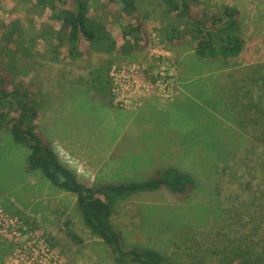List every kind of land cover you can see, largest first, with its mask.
Instances as JSON below:
<instances>
[{
  "label": "rangeland",
  "instance_id": "rangeland-1",
  "mask_svg": "<svg viewBox=\"0 0 264 264\" xmlns=\"http://www.w3.org/2000/svg\"><path fill=\"white\" fill-rule=\"evenodd\" d=\"M10 1L11 6H0V26L6 24L8 31L16 23L9 48L30 53L25 60L16 53L13 60L0 40V75L30 84L34 95L26 103L35 108L41 132L79 182L143 181L165 163L201 184L183 200L158 190L118 206L112 220L122 230L124 247L153 249L179 264H231L234 253L247 250V244L254 256L251 241L264 244L258 238L264 240V200L254 202L264 191V148L251 131L228 163L215 158V148H223L229 126L255 125L244 121V112H254L249 105L264 77V0H201L203 8L237 11L234 33L242 39L241 52L224 61L200 59L189 36L169 44L163 33L170 17L163 5L142 0L137 6L145 17L146 46L126 56L92 52L66 62L63 51L58 59L53 56L58 41L48 27L59 26L39 11L37 0ZM92 10L103 22L114 20L107 10ZM122 69L131 84L124 101L112 91L111 101L107 79L113 84V75ZM150 98L162 102L160 113L148 108ZM143 108L139 131L129 137L124 122ZM210 128L218 139L210 138ZM235 139L229 137L233 144ZM27 154L6 129L0 130V264H111L106 248L83 225L75 196L30 171Z\"/></svg>",
  "mask_w": 264,
  "mask_h": 264
},
{
  "label": "trees",
  "instance_id": "trees-1",
  "mask_svg": "<svg viewBox=\"0 0 264 264\" xmlns=\"http://www.w3.org/2000/svg\"><path fill=\"white\" fill-rule=\"evenodd\" d=\"M142 0H37L35 5L39 11L47 12L52 23H57L58 29L48 27L50 36L57 38L53 47L54 58L58 59L61 51L64 52L62 61L88 57L93 53L110 54L117 52L128 55L139 51L146 46V31L143 13L139 14L138 3ZM170 17L164 28V38L169 44L181 41L189 36L195 55L204 60H227L236 57L241 52L242 39L234 33L237 27L234 8L217 6L216 8H203L201 0H159ZM11 6L10 0H0V6ZM47 6V8H44ZM94 7L111 12L114 16L112 22H103L96 18ZM139 9V10H138ZM0 12V18H3ZM10 29L5 30L6 24L0 26V40L4 41L2 48L14 60L16 53L21 52L24 60L30 51L25 48H9L11 38L15 37L18 26L10 23ZM65 35L63 39L62 36ZM39 37L43 38L42 35ZM21 42L28 38L22 37ZM30 39V38H29ZM36 38L30 39L35 42ZM6 69H7V65ZM11 73V72H10ZM16 75V74H15ZM21 75V74H19ZM18 76H16L17 79ZM108 77V71H107ZM107 91L111 100V84L107 79ZM259 94L249 107L253 111L244 112V121H253L254 127H243L242 130L229 126L230 134L224 133V146L216 145L215 158L229 162L237 155L234 148H241L243 136L249 131L255 132L254 137L259 147L264 148V77H261ZM11 81V79H10ZM0 75V130L6 129L12 141L28 149L26 166L30 171L39 172L54 186L75 196L77 209L83 225L93 236L99 238L103 246L111 255L115 264H179L168 260L156 250L126 246L122 243V230L118 229L112 217L119 205L137 198L144 192L165 190L176 200L185 199L194 189L200 187L193 176L184 170L170 164L160 163L154 172L143 181L133 182H105L86 186L78 181L74 171L63 165L52 149L49 141L41 132L38 123V114L35 108L27 102L33 98L34 92L29 83L10 82ZM104 101V100H103ZM112 101V100H111ZM243 109H245L243 107ZM233 116V115H229ZM216 132V134H214ZM219 133L210 128V138L218 139ZM229 137L235 139L234 144ZM212 149V146L210 145ZM238 153V151H237ZM155 165V166H156ZM195 170V168H194ZM254 202L264 200V191L254 196ZM153 205V204H150ZM156 205V204H155ZM148 211V212H153ZM153 215L149 217L151 220ZM148 220V221H150ZM146 224L147 220H142ZM255 236L260 234L255 230ZM68 235L80 241L75 234L68 231ZM262 242L263 238L258 237ZM257 249L254 256L250 250L252 246L246 245L247 250L234 253L231 264H264V244L251 241Z\"/></svg>",
  "mask_w": 264,
  "mask_h": 264
},
{
  "label": "crops",
  "instance_id": "crops-1",
  "mask_svg": "<svg viewBox=\"0 0 264 264\" xmlns=\"http://www.w3.org/2000/svg\"><path fill=\"white\" fill-rule=\"evenodd\" d=\"M109 78V77H108ZM185 91V93H186V95L187 96H189V92H188V90H184ZM187 91V92H186ZM188 93V94H187ZM185 95V94H184ZM186 95H185V98H183V100L186 102ZM110 101V100H109ZM145 103H147V105L149 106L148 108H150L151 110H152V112L153 113H155V114H157V112L158 113H160L161 112V103L162 102H157V100L156 99H154V98H150V99H148ZM145 105V104H144ZM143 105V106H144ZM155 106V107H154ZM145 114L146 113V111H145V108H143V109H139L137 112H135V113H133L130 117H129V120L128 121H125L124 122V131L129 135V137H130V132L131 133H134L133 135H136V133H137V131H139V122H138V120H139V118H140V114H143V113ZM39 125V124H38ZM136 130V131H135ZM134 131V132H133ZM43 135H44V133H43ZM45 137L47 138V140L49 141V143H50V145L52 144V142H51V140L45 135ZM52 147V146H51ZM69 168V167H68ZM69 169H71L72 171H74L72 168H69ZM75 172V171H74ZM96 184V183H95ZM94 185V184H93ZM86 186H89V185H86ZM90 186H92V185H90ZM122 205V204H121ZM121 205H119V206H121ZM95 239L99 242V244L102 246V247H104L103 246V244H102V242H101V240L99 239V238H97L96 236H95ZM109 254V253H108ZM110 262H111V264H115L113 261H112V258H111V260H110ZM130 264H132V263H130Z\"/></svg>",
  "mask_w": 264,
  "mask_h": 264
},
{
  "label": "built area",
  "instance_id": "built-area-1",
  "mask_svg": "<svg viewBox=\"0 0 264 264\" xmlns=\"http://www.w3.org/2000/svg\"><path fill=\"white\" fill-rule=\"evenodd\" d=\"M120 73L118 75H113V84H112V89L111 91L113 92V94L115 95L116 93H120V98L117 97V100L119 101H124L123 97H124V92L126 90V85H130L131 84V78L127 77V75L125 74L126 71L124 69L119 71ZM136 91V89L134 90ZM42 252H45L44 249H41Z\"/></svg>",
  "mask_w": 264,
  "mask_h": 264
}]
</instances>
